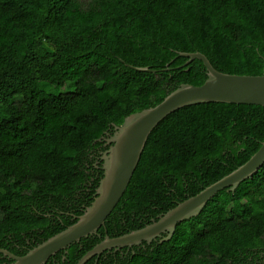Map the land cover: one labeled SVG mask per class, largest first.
<instances>
[{"label":"trees","instance_id":"16d2710c","mask_svg":"<svg viewBox=\"0 0 264 264\" xmlns=\"http://www.w3.org/2000/svg\"><path fill=\"white\" fill-rule=\"evenodd\" d=\"M190 52L224 73L260 75L264 0H0V248L24 255L77 220L96 196L114 126L207 79ZM263 141L262 105L175 109L149 133L104 224L45 264H76L106 235L151 224ZM165 235L83 264H264V164Z\"/></svg>","mask_w":264,"mask_h":264},{"label":"water","instance_id":"95a60500","mask_svg":"<svg viewBox=\"0 0 264 264\" xmlns=\"http://www.w3.org/2000/svg\"><path fill=\"white\" fill-rule=\"evenodd\" d=\"M182 54L189 57L188 61L195 58L200 59L207 69V79L201 85L183 83L156 105L132 113L125 117L121 125H115L113 135L106 138V144H109V147L101 155L103 176L91 204L81 215L77 216V220L73 224L31 248L24 255H15L0 248V253L12 259L9 264H45L48 258L60 249L82 237L96 233L123 195L149 133L170 112L185 105L209 101L264 106V65L260 75L230 74L215 69L201 52ZM128 66L137 70L150 71L147 67H133L129 64ZM263 164L264 141L245 163L228 175L182 201L158 220L143 228L117 237L106 235L76 264H83L90 257L100 254L106 249L130 247L139 245L142 241L150 242L161 236L162 233H166L162 239H169L178 222L198 214L207 201L219 190L229 188L233 191L240 182L258 172Z\"/></svg>","mask_w":264,"mask_h":264},{"label":"rangeland","instance_id":"374dc122","mask_svg":"<svg viewBox=\"0 0 264 264\" xmlns=\"http://www.w3.org/2000/svg\"><path fill=\"white\" fill-rule=\"evenodd\" d=\"M0 216H1V214H0Z\"/></svg>","mask_w":264,"mask_h":264}]
</instances>
